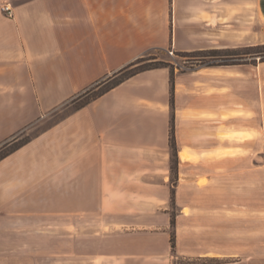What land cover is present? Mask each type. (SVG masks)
I'll return each mask as SVG.
<instances>
[{
	"label": "crops",
	"instance_id": "obj_1",
	"mask_svg": "<svg viewBox=\"0 0 264 264\" xmlns=\"http://www.w3.org/2000/svg\"><path fill=\"white\" fill-rule=\"evenodd\" d=\"M170 2L1 0L0 149L150 51L230 47L225 12L212 28L209 0L201 4L209 17L198 20L188 2ZM259 14L252 1L251 19ZM172 128L188 185L213 188L210 198L224 206L225 178L253 174L264 155V63L196 67L175 73L174 83L170 68L139 73L0 161V264H36L52 246L67 264L68 233L77 247L100 218L113 231L105 253L76 256L75 264H252L253 255L225 245L198 247L206 228L195 221L221 208L182 207L172 227L177 192L174 201L163 194Z\"/></svg>",
	"mask_w": 264,
	"mask_h": 264
},
{
	"label": "rangeland",
	"instance_id": "obj_2",
	"mask_svg": "<svg viewBox=\"0 0 264 264\" xmlns=\"http://www.w3.org/2000/svg\"><path fill=\"white\" fill-rule=\"evenodd\" d=\"M170 1L173 7L174 0ZM183 1H185V3L188 2L190 10H192L190 12H194V16H196L197 20L200 18L199 16L203 15L201 4L203 1L205 2V0ZM209 1L212 13L211 17L208 15H203L202 17L208 16L212 28H216L215 25L219 20L223 22V19H218L219 13L225 12L226 41L227 46H230L229 48L237 49L264 44V0H259L260 14L257 22L255 16H253V19H251L250 16L252 1L255 2L256 0ZM242 4H244V10H240L238 7ZM245 8H247L248 12L245 11ZM3 13L9 17L4 11ZM251 21L253 22L252 24ZM238 36H242L243 39L239 40ZM169 50H173L174 55L170 54ZM145 56L149 58H152L150 56H153L161 61L174 64L176 67V73H182L183 71L188 72L196 67H205L199 64L192 66V61H188V58L178 56L173 48L162 51L153 50ZM248 59L249 61H252L251 56ZM205 61H220V59H207ZM114 74L109 77H113ZM108 78L99 81L90 89L93 88L94 91H97L100 88H97L100 86L99 84H104ZM88 90L81 93L66 105L54 106L45 115L48 116L46 119L36 122L35 125H32L28 130L24 131V133L20 134L6 145L31 140L42 131L56 125L64 117L77 111L76 109L87 100L86 92ZM93 95L94 94L91 96ZM170 149V179L163 187V194H167V192H170L171 194L172 190L177 192L176 200L174 203L171 202L168 206L169 212L172 213L173 218L176 219L178 210L185 206H191L193 203L199 205L202 210L221 208L223 212L220 216L205 215V217H199L195 221L197 226L206 228L204 237H201L198 241V247H201L203 244L207 245V243L211 244L212 247H215V245L218 244L221 246L225 245L228 252L240 253L243 256V259H247L250 255H253L254 259L252 264H264V155L259 157V169L253 172V174H250L249 172L243 174L237 173L236 175L229 174L225 178L222 184L226 186V204L224 206H219V201L217 199L214 200L210 198L213 188H211L210 191L207 190V192H204L203 190H197L193 185H188V170L178 166V156L174 157V151L172 148ZM172 167L174 168V171H172ZM198 171L200 170H195V172ZM185 213L190 214V209H185ZM83 223L90 225V222H85V220ZM52 224H54V222H52ZM73 224L74 218L68 217V227ZM183 226H187V222H185ZM93 227L99 230L92 233L83 232L77 247L74 243V233H68L67 264H75L74 259L76 256L85 258L91 255L105 253L107 237L112 235L113 231L111 228L109 229L107 227L106 220L104 221L101 218L98 222H93ZM172 231L174 233V228ZM181 242L184 246L188 245L187 234L184 235ZM39 261L40 262L36 264H59L58 249H54L52 246L50 251L47 252L46 250L43 255L41 254ZM177 263L198 264L200 262L196 260L180 259Z\"/></svg>",
	"mask_w": 264,
	"mask_h": 264
},
{
	"label": "trees",
	"instance_id": "obj_3",
	"mask_svg": "<svg viewBox=\"0 0 264 264\" xmlns=\"http://www.w3.org/2000/svg\"><path fill=\"white\" fill-rule=\"evenodd\" d=\"M177 55L183 58H188V61H192L191 65L195 66L197 64L205 67H222V66H234V65H242V64H253L258 65L260 63H264V44L245 47V48H237V49H211V50H201V51H194V52H177ZM252 57V61H249V57ZM141 57L134 61L133 63L129 64L125 68L121 69L119 72L115 73L113 77H109L106 82L99 84L97 91L94 89H90L86 92L87 100L82 103L76 110H79L91 102L97 100L101 96L105 95L107 92L111 91L112 89L118 87L128 79L134 77L135 75L155 70L161 68H170L171 69V81L174 83L175 78V71L176 67L174 64L169 62L161 61L156 57L150 56ZM207 59H220V61H205ZM197 61V62H193ZM199 61V62H198ZM184 72V71H183ZM94 94L93 96H91ZM30 140H26L23 142H16L12 143L11 145H5L3 148L0 149V161L26 145ZM171 148L174 151V157H177L176 151V142L174 137L173 128L171 131ZM172 171L174 168L172 167ZM172 200H175V191L172 190ZM175 219H172V227H175ZM172 247L175 249L176 247V237L175 233H172L171 237Z\"/></svg>",
	"mask_w": 264,
	"mask_h": 264
},
{
	"label": "built area",
	"instance_id": "obj_4",
	"mask_svg": "<svg viewBox=\"0 0 264 264\" xmlns=\"http://www.w3.org/2000/svg\"><path fill=\"white\" fill-rule=\"evenodd\" d=\"M2 9L9 17L13 16V11H12V8H11L10 5H5ZM169 53L174 55V51L173 50H169Z\"/></svg>",
	"mask_w": 264,
	"mask_h": 264
}]
</instances>
